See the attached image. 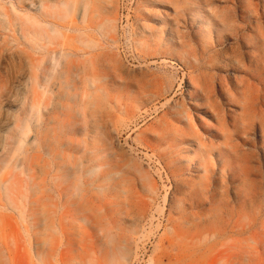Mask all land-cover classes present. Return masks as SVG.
Wrapping results in <instances>:
<instances>
[{"label": "rangeland", "instance_id": "rangeland-1", "mask_svg": "<svg viewBox=\"0 0 264 264\" xmlns=\"http://www.w3.org/2000/svg\"><path fill=\"white\" fill-rule=\"evenodd\" d=\"M77 1L29 0L31 9L20 10L75 7L70 19L44 21L61 32L49 43L54 66L46 85L43 56L31 54L32 66L24 43L0 36V196L12 185L6 177L19 172L27 194L33 176L36 200L49 218L31 237L24 219L1 207L0 264H264V0H111L102 21L90 29L80 24L96 50L79 44ZM13 3L6 0L5 7ZM97 8L101 16L102 4ZM104 20L110 23L100 34ZM72 43L77 65L93 60L100 76H112L106 120L114 137L103 157L112 166L125 164L96 163L93 175L106 169L113 184L102 196L95 175L85 174L92 180L78 182L83 199L75 188L80 168H44L66 148L41 151L48 135L63 136L64 144L77 140L90 154L97 148V115L86 117L85 93L67 85ZM20 158L23 166L34 159V168H18L13 163Z\"/></svg>", "mask_w": 264, "mask_h": 264}, {"label": "bare ground", "instance_id": "bare-ground-1", "mask_svg": "<svg viewBox=\"0 0 264 264\" xmlns=\"http://www.w3.org/2000/svg\"><path fill=\"white\" fill-rule=\"evenodd\" d=\"M13 1H14L13 8H8V7H5L6 0H0V16L1 15H5L8 18L7 19L8 27L6 26L7 28L5 27V23H4L5 21H3L4 19H1L0 18V36L3 35V34H5V33H7L8 35H10L13 38V40L15 42H17V43L18 42L24 43L27 46L28 50L30 51V55L31 54H33V55L41 54L43 56L41 58L42 61H43V65L40 66V67L42 69L41 71L43 73V76L45 75V78L42 79V80L44 81L43 83H45V85H46V83H48V81L46 80L48 77L46 78V76H47V74L50 73V68H52L54 66L53 65L54 64L53 63L54 57L52 56L51 47H50V44L49 43H50V40L52 39V37L54 35H60L61 32H60V30L57 27L51 26L50 24H46L44 21H48L49 18H52V19H55V20H58V19H65L66 20V18L70 19L74 15L75 7L71 6L72 3H70V2H64V3L60 4V5H58L57 7H54V9L51 10L52 12H49V10L46 9V8H42L39 11L40 13L36 12L35 14H31V13H28V14H25L24 13L23 14V12H21L20 10L31 9V6L28 4V1L29 0H13ZM107 2L109 4L106 5V7H105L106 0H102V1L98 0V1H95V2L93 0H84V1L78 0L76 2L77 6L79 8V10H78L79 11V15L78 16H79L80 23L79 24H76L74 30L80 33V36L82 37L81 41L83 43H79V44H82L83 45V49L84 50H88V49L96 50V49H98V43L95 40V38H93L92 35H90L89 33L85 32V31H83V29L81 28V25H83V27H86L87 29H90V27H92V23H94L95 21H102L104 19V16L108 13V11H109V13L111 12V9L109 7L111 5V0H107ZM98 3H101L102 4V9L104 10L101 16L97 15V12H98V8H97L98 7ZM103 3H105V4H103ZM94 8H96V9H94ZM90 14H93L92 15L93 17L90 18ZM103 23H104L103 25L101 24L99 26L100 34H103L104 33L103 32V29H104V27L107 24L110 23V20H104ZM83 37H85V40L83 39ZM226 37H227V40H231L232 39L228 35ZM78 38H79V36H78ZM74 39L71 37V40L72 41H74ZM115 42H116V40H115ZM236 42H237V45H238L240 51H243L244 52V49H246L247 46L245 44V40H244V37H243V33H242L241 28H237L236 29ZM69 47H70V51H71L70 52V55H69L71 57V61L68 62L69 65L67 64L68 67L66 69L67 70L66 73H67V75L69 77L67 79H69L70 81L68 82L67 85L71 86V89L73 87H75V88H77L79 90H82V92L85 93V97H86V100H85L86 103L85 104H86V108H87V112L85 113L86 117L89 116V115H91V118H94L95 117L94 114L96 113V115H97L96 124L94 126L95 134H96V139H98L97 142L94 145H97V148H93L96 151L95 152L93 150L94 152L92 153L94 155V158H89V155H92V154H90L91 150H89V151L87 149L83 150L84 147H82V144L79 141L73 139L70 142L66 141L68 143L64 144V142H63L64 137L63 136L60 135V137H54V138L50 139V136L48 135V137L46 136L47 137L46 144L41 149V151L44 150L42 152V154H45L46 153L45 151H46V148L47 147H49V148L55 147L57 149H60V148H64L65 147L66 149H64L62 156L60 155V157H58V158H56L54 160L55 161V164L53 166L49 164L47 167L46 166L45 167L43 166V167L44 168H58L61 173L65 172V171H68V170H71L72 168H78V169L80 168L79 169V174L78 175L76 174V176H75L77 178L78 176L81 175L75 181L76 182V187L75 188L77 189V192H78L77 193V196H79V197L81 196V194H80V188H79L80 186H78L79 180L81 181L80 178L83 177V179L86 180V179H89V178H87L85 176V174H87L88 176H90L92 178L95 175V177L93 179V183H99L98 184L99 185V190L101 191V194L103 196L104 193L107 191L106 190V187L109 186L112 183L111 182L112 181L111 173L109 171H107L106 169L107 168H125V164H121V165H124V167H120L121 166L119 164L120 162L118 163V166H112V165H110L111 161H109V158L108 157H103L105 153L107 155V151H111V149H112L111 148L109 150L110 143H111V142L109 143V141H111V140L108 141V139L111 136L114 137V135H112L113 130L112 131L110 130V123H108V120H111V118L109 119V117H108V120H106L107 119L106 112H108V110H107L108 109V104H110V103L112 104L113 103V100H114L113 97L109 94V92H110L109 91L110 80L112 79V76L108 75L106 78L102 77V74L100 76L99 73H98V68L96 67V63L93 60H91V61L90 60L89 61L85 60L83 62V64H81L80 61H78L80 64L77 65L76 60H75V57H76V52L79 51V48L77 46H74L73 43L70 44ZM0 51H1V47H0ZM33 55H31V57H32L31 58V64H32V66H35L36 63L34 64V60H33L34 57H33ZM81 65H82V68L80 69ZM120 66L121 67H124V64H122V62H120ZM31 68L32 67H30V69ZM34 71H35V69H34ZM34 71H32L31 73H34ZM79 71H81L83 74L80 73L79 78H77L76 77V75H77L76 73L79 72ZM122 73H125V72H122ZM126 74L127 73L122 74L121 76L119 75V77L118 76L117 77L119 79H124L125 78L124 76ZM33 75L35 77V73ZM31 77L33 78V76H31ZM65 77H64V79H65ZM136 77H138V79H139L140 76H136ZM136 77H134V79ZM35 78H37V77H35ZM67 79H66V81H67ZM129 80H130V78H129ZM35 81H37V80L35 79ZM35 81H34V84L36 83L35 84V86H36L37 85V82H35ZM39 82H41V81H38V83ZM65 84H66V82H65ZM35 86H34V89H35ZM40 87H41V85H40ZM36 89H38V87ZM75 91H76V89H75ZM31 92H32V90H31ZM34 92H35V97H34V101H35V98L38 99L37 98L38 95L36 96L37 90H35ZM79 92L81 93V91H79ZM68 96H70V95H68ZM79 103H81V102H79ZM35 105H33V106H35ZM86 108H84V109H86ZM136 108L138 109L137 106H136ZM27 109H28V107H27ZM139 111H141V110H139ZM135 113H136V111H135ZM32 118H34V117H32ZM112 127H114V126H112ZM57 130H61V129L57 128ZM16 132H18V131H16ZM21 132L23 133L24 130H22ZM79 133L80 132H77L76 131L75 132V135L77 136ZM15 135H17V133H15ZM11 141L12 142H10V143H12V144L15 143L14 140H11ZM16 141L18 142L20 140L17 139ZM113 144H111V145H113ZM13 147H14V145H13ZM67 152H73V153L76 154V156H73L72 157L71 155H67L66 154ZM82 152H84V154H88V156L85 157V156L81 155ZM108 154H110V153H108ZM119 157H120V155H119ZM18 158L19 157H17V159ZM37 158H36L37 162H38V160L40 158L41 159H44V158L41 157V155L39 156V159H37ZM50 158H52V157H50ZM99 158H101V159L98 161ZM22 160L23 159L20 158V160L16 161V163H13V164H19V167L18 168H23L25 166L26 161H25L24 166H23V164H21L22 163ZM33 160H30L27 163L28 166H25V167L26 168H31V169L34 168L35 161H33ZM122 160H123V158H122ZM7 161H9V160H7ZM124 162L125 163L126 162L128 163L127 160H125V161H123L121 163H124ZM38 163H36V164L38 165ZM96 163L101 164V165H99L100 168H106V169L101 170L98 174H94L93 175L94 172H92L90 168H96V167H98V166H96ZM131 163H133L132 162V159H131ZM13 164H12V166H13ZM132 165H134V163ZM137 165H139V164H137ZM126 166H129V165H126ZM134 166H136V165H134ZM14 167H15V165H14ZM137 167L138 166H136V168ZM84 168H86V169H84ZM0 169H2V168L0 167ZM73 170H75V169H73ZM12 171H13V169H12ZM29 172H31V171H29ZM13 173L14 172H12L8 177H10V176L12 177V174ZM18 173H16V175H14L12 178H9L8 180H7V177L5 178L6 180L4 179V183H11L12 185L10 187L7 186L8 188H6L5 191H4V193L0 196V201H1L0 202V208L1 207L2 208H7L8 210H10V212H13V214L20 215V217L22 219H24V221L27 223L26 230H27L28 234H30V236L33 237L36 229L40 227V221L41 222L44 221L45 222V225L44 226L46 227V226H48L49 218H47V214L45 213V210L43 208L40 209V205H41L40 200L41 199H39L38 201L36 200V197H37L36 193L37 192L35 193V191L32 189L33 182H36V180L33 181L34 180L33 179V176L30 177V181L31 182L29 181L30 184L27 183V186L30 187V189H27L29 193L25 194V190L23 192V189H24V186L26 187V184L24 185V181L21 179L22 177L20 178L17 175ZM74 173H76V171H74ZM31 175H34V174L31 173ZM83 179H82V181L84 182ZM12 180H13V182H12ZM91 180L89 179L88 182L91 183ZM82 181H81V183H82ZM75 182H73V183H75ZM81 183H80V185H81ZM151 184H153V183H151ZM35 185H36V183H35ZM72 186H74V185H72ZM152 186H149V187H152ZM33 187H35V186H33ZM71 190H72V188H71ZM42 192L44 193V191H42ZM67 193H68V191H67ZM151 194H152V192H151ZM72 196H74V195H72ZM72 198H71V200H72ZM81 198L83 199V197H80V199ZM125 198H127V197H125ZM77 201H79V200H77ZM129 201H131V200H129ZM72 206H74V205H72ZM38 216H40V220L38 219ZM42 217L44 218V220L43 219L41 220ZM13 218H12V216L9 217L10 220H13ZM12 244L10 246V249H12L14 252H16L18 249H20V245L18 244L17 240L14 243H12ZM2 245H3L4 248H8L9 249V247H7L8 246L7 244H3L2 243ZM8 260L10 261V259H8ZM93 264H95V263L93 262Z\"/></svg>", "mask_w": 264, "mask_h": 264}]
</instances>
